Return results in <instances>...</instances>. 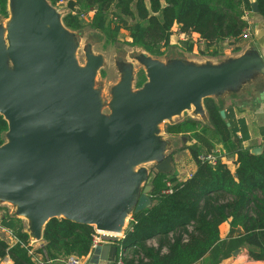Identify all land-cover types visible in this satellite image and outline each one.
<instances>
[{"label":"water","instance_id":"95a60500","mask_svg":"<svg viewBox=\"0 0 264 264\" xmlns=\"http://www.w3.org/2000/svg\"><path fill=\"white\" fill-rule=\"evenodd\" d=\"M15 3L7 47L0 42V114L8 125L0 145V198L17 205L13 216L27 218L36 243L53 217L123 232L131 214L151 202V170L135 167L153 161L154 171L170 170L155 136L159 123L191 106L193 115L200 114L204 98L236 88L238 77L264 66L258 25L252 57L217 66H193L181 57L169 66L149 61L148 79L135 92L123 71L104 116L94 86L102 57L86 46L84 65L78 63L80 34L64 26L47 0ZM251 9L258 14L256 1ZM117 251L113 243L97 245L86 264H115Z\"/></svg>","mask_w":264,"mask_h":264},{"label":"trees","instance_id":"16d2710c","mask_svg":"<svg viewBox=\"0 0 264 264\" xmlns=\"http://www.w3.org/2000/svg\"><path fill=\"white\" fill-rule=\"evenodd\" d=\"M6 1L0 0L1 16L7 14ZM47 1L54 7L64 3L66 28L98 31L108 43L121 33L124 44L154 57L166 52L176 34L182 36L176 46L185 52L196 50L209 57L236 52L252 39L242 37L243 29H254L252 18H243L245 11L253 13L249 0ZM255 1L264 20V0ZM144 81L141 78L140 85ZM203 106L205 121L186 117L166 125L167 134L187 135L185 148L194 170L179 179L151 169L152 204L132 213L123 237L113 241L124 251L122 264H222L242 249L250 259L264 261V127L262 138L245 145L249 133L243 119L235 118L230 109L222 116L212 97L204 98ZM7 128L0 114V145ZM255 147L261 150L251 153ZM207 154L215 157L213 163L199 158ZM229 154L236 158L232 170L220 158ZM167 181L169 193L163 192ZM224 222L228 231L222 238L219 226ZM0 226L16 239L10 244L0 236V258L8 256L12 264H36L28 254L24 222L6 211L0 214ZM93 234L91 226L62 217L50 218L42 229L51 259L87 256Z\"/></svg>","mask_w":264,"mask_h":264},{"label":"crops","instance_id":"0c3cea01","mask_svg":"<svg viewBox=\"0 0 264 264\" xmlns=\"http://www.w3.org/2000/svg\"><path fill=\"white\" fill-rule=\"evenodd\" d=\"M253 1L255 0H251V2ZM16 4L17 3H15V0H7L6 1L7 14L6 16L0 15V42L3 43L5 48L8 45L7 27L11 21L12 10L13 8L16 7ZM249 16L253 20V25L255 30L257 29L258 25H261L262 29L264 30V20L258 14L252 13ZM181 38L182 36L178 34L171 36L170 38L171 48H174L172 46L175 43L174 45L176 50L182 52L180 55L183 56L182 59L184 60V62L186 64H191L193 66H205V65L217 66L228 60L239 59L246 55L252 57V55L257 54L252 39L248 40L241 47L239 51L236 52L225 51L222 55L209 57V56H201L197 54L196 50L192 52H185L179 49L176 46V43ZM75 56L76 59L80 57V53H78V48L75 51ZM176 56H178V53L177 55H174V57ZM79 64L83 65L81 63ZM97 77L98 76H96L95 74L94 82L97 81ZM120 80L121 77H118V79L114 80L111 83L112 88H115L119 84ZM236 83H237L236 88L233 89V87H226L225 89H222L218 93H214L213 95H211V97L215 100L221 111L224 112L225 109H230L232 110L235 118H241L244 120L249 133V140L246 141L244 144L253 145V143L256 142L258 138H262V136L260 135V129L261 127H264V66L252 67L249 72L238 77ZM131 87L132 86L130 83V91H132L133 88ZM97 91L98 93L100 92L99 90ZM200 112H201L200 114H195L191 116V118L200 119L202 121L206 120V112L203 106V101L200 108ZM165 135H168L170 142V151L168 152V155L170 157V170L167 173H170L171 175L174 176H178L179 179L188 177L190 173L194 170V165L190 163L189 151L185 148L187 144V135L167 134V133ZM256 148L259 147H255L251 149L250 152L252 153L253 150ZM163 153L165 156L167 155L166 151H163ZM220 158L222 162L229 167V169L231 170L233 169V167L235 166V159H236L234 155L232 154L222 155ZM179 161H182L183 162L182 165L187 166L189 168V171L187 170L188 173L183 174V172L181 171L182 169L178 164ZM148 169L151 170L154 169V167H150ZM151 204L152 201L150 202V205ZM224 223L226 224V227L224 229L225 233L222 235L220 234L222 238L225 237L228 231V222H224ZM24 230H26L28 234V241L31 243L33 250H35L36 243L34 241V237L30 234V230L26 224ZM0 236L4 238L6 241H8L10 244H14L16 242L15 237L8 234L2 226H0ZM147 243L154 244V240H148ZM127 253H129V250L127 251ZM0 264H12V263L10 258L8 256H5L4 258H0ZM49 264H64V262L62 261L61 258H59V259L51 260ZM222 264H264V261L250 259L247 255V251L245 249H242L237 254H235L231 259L225 260Z\"/></svg>","mask_w":264,"mask_h":264},{"label":"rangeland","instance_id":"374dc122","mask_svg":"<svg viewBox=\"0 0 264 264\" xmlns=\"http://www.w3.org/2000/svg\"><path fill=\"white\" fill-rule=\"evenodd\" d=\"M53 8L55 12L58 14L59 18H61V16L66 12V10L64 9L63 2L60 5H58V7L53 6ZM91 14H92V11L87 12L86 16H90ZM78 33L80 34L78 35V39L80 41V47L78 49V53H80V57L78 58L79 63L84 65L85 59L83 56V51L86 49V46L89 47L90 54H93L96 57H102V60H101L102 63L96 69V76L98 77H97V81L94 83V86L97 90L100 91L99 92L100 99H101L100 111H101V114L104 116H108L111 111V107L109 103L111 100V96H112L111 83L114 80L118 79V77H121V74L123 73V71L126 70L125 73L130 80L131 86L133 87V88L131 87L132 91L135 92L139 90L142 87V84L148 79L146 77H148L147 74L149 72V66H148L149 61H155L165 66H169L172 63V61L175 59L174 55H177V53H178V56L176 57L183 58V56L180 55L182 52L176 50L175 45H174L175 43L172 46L174 48H171V45H170L169 48L166 50V52L162 56L154 57L152 55H149L148 53L143 51V49L137 46H129V45L124 44L123 34L121 33L118 35V38L114 43L106 42L104 35H102L98 31H94L89 28H84L78 31ZM143 77H145V81L142 82V84L140 85L141 78ZM192 110H194L193 106H191L189 110L186 109L185 112L181 116L179 115V116L173 117L170 120H164L159 123L158 133L156 132L155 136L157 137V142L160 143L161 148H163V150L166 151L167 155H168V152L170 151V142H169L168 135H165L166 125L178 119H181V118L184 119L186 117L193 116L194 113L192 112ZM6 140H7V135H4L3 142H5ZM190 163L194 165L192 161H190ZM178 164L180 165L182 169L181 171L183 172V174L188 173L189 168L187 166L182 165L183 164L182 161H179ZM154 165L155 163L153 161H146V162L138 164L135 167V169H138L140 167L150 168V167H154ZM6 211L12 215H14V213L16 214L17 205L11 202L10 200H7L1 197L0 198V214L5 213ZM18 217L24 222V224L28 223L27 218L23 216H18ZM128 219L127 221H129ZM225 227H226L225 223H222L219 226V231L221 235L225 233L224 232Z\"/></svg>","mask_w":264,"mask_h":264},{"label":"built area","instance_id":"2783aa9c","mask_svg":"<svg viewBox=\"0 0 264 264\" xmlns=\"http://www.w3.org/2000/svg\"><path fill=\"white\" fill-rule=\"evenodd\" d=\"M249 1L251 2V0H249ZM248 16H249V12L245 11L244 14H243V18L247 19ZM254 32L255 31H254L253 28H251L250 26H247V27H245L243 29L241 35H242L243 38H247L248 39V38H251V36L253 37ZM199 44L202 46L203 45L202 41H199ZM199 158L201 160H208L211 163H213L215 161V157L211 156L209 154L201 155ZM166 186H167V188L163 192L169 193L170 192V183L168 181L166 182ZM130 219H131V217L128 220H130ZM5 230H6V232L8 234L12 235L9 230H7V229H5ZM122 237H123V232L113 233V232L94 230L92 243H91V249H90V252H89V254L87 256L79 257L77 255L71 254V255L62 257L61 259L64 262V264H85L87 262L88 257L90 256L92 250L97 245L113 243V241L119 240ZM26 247L28 248L29 256L31 257V259L36 264H49L50 261L53 260V259H51V258H49L47 256V253L45 251V242H44V240L42 241V243H36V249L35 250H33V247H32V245H31V243L29 241L27 242ZM124 255L125 254H124L123 249L121 247H118L117 260H116L115 264H122V260L121 259H122V257Z\"/></svg>","mask_w":264,"mask_h":264},{"label":"bare ground","instance_id":"6f19581e","mask_svg":"<svg viewBox=\"0 0 264 264\" xmlns=\"http://www.w3.org/2000/svg\"><path fill=\"white\" fill-rule=\"evenodd\" d=\"M185 112V110H183V111H181V112H179L177 115H175V116H181L183 113Z\"/></svg>","mask_w":264,"mask_h":264}]
</instances>
